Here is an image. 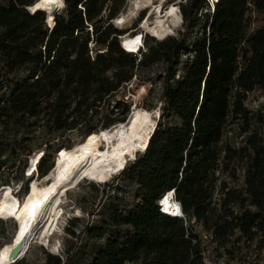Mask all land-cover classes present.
Here are the masks:
<instances>
[{"label": "trees", "instance_id": "obj_1", "mask_svg": "<svg viewBox=\"0 0 264 264\" xmlns=\"http://www.w3.org/2000/svg\"><path fill=\"white\" fill-rule=\"evenodd\" d=\"M36 1L0 0V172L8 162L4 153L15 161L29 156L21 144L38 135L44 148L38 149L43 150L38 160L30 159L36 167L26 174L27 195L35 175L52 170L46 161L56 140L77 130L89 114H104L100 129L89 126L82 141L62 144L55 151L58 160L83 146L95 148L96 140L85 139L145 112L143 100L153 84L138 79L137 72L163 63L161 117L147 148L104 184L116 179L133 184V204L121 210L119 198L111 199L106 217L89 228L91 239H105L91 264H203L192 222L228 255L235 234L247 249L256 243L264 253V115L247 106L251 95L264 97V0H218L214 5L184 0L178 36H144L147 49L143 46L138 55L123 50L120 37L127 32L111 22L119 12L112 4L120 1L121 8L123 0H62L52 25L43 11H29ZM253 12L262 15L263 24L250 32ZM184 53L190 56L177 77ZM24 68L26 76L16 77ZM126 104L123 118L112 120L115 109ZM235 127L237 142L230 136ZM240 172L242 186L237 185ZM115 187L124 193L118 183ZM170 192L175 200L164 214L159 202ZM173 202L185 220L167 215L177 216ZM79 220L72 218L66 227L71 240L63 250L66 259L78 244ZM46 258V264L66 260L49 253Z\"/></svg>", "mask_w": 264, "mask_h": 264}, {"label": "rangeland", "instance_id": "obj_2", "mask_svg": "<svg viewBox=\"0 0 264 264\" xmlns=\"http://www.w3.org/2000/svg\"><path fill=\"white\" fill-rule=\"evenodd\" d=\"M123 1L124 5L121 8L120 1L114 2L112 4L113 8H119V12L117 13L116 17L111 21L112 24L119 30L127 32L126 35L142 32L144 34L143 36H147L148 38L156 37L155 39L159 40L157 39L159 38V36L155 35L151 31H147L146 29V26L150 24V21L154 17L152 9L150 8L141 9L134 17L126 19L125 22L119 23L120 20H116V18L120 16L121 12L127 6L130 0ZM152 1L156 5L157 3H159L160 0ZM182 3H184V0H174L172 2L173 5H177L179 11V5ZM206 12L207 11L204 9L202 15H204ZM58 13L59 12H57L56 15ZM66 14V10L61 13L62 16H66ZM106 17L107 13L103 12L102 20L105 21ZM146 17L148 18L147 24L141 25L140 22L143 19L145 20ZM139 20L140 22L137 25ZM144 20L142 21V23L144 22ZM201 22H204L203 16L201 17ZM262 24V15L257 12H253L250 18V32L258 29L262 26ZM137 29L138 31H136ZM182 29L183 20L181 24H179L173 29V33L169 37H177L178 34L182 31ZM192 38L193 34L189 35V39ZM122 40L123 44L126 45L128 49L132 52L137 51V48L141 45L140 38L138 35L133 37L126 36ZM146 49L147 48L144 46L143 51H145ZM189 56L190 54L184 53L181 57V63L178 67L177 77L182 74L184 64L189 58ZM164 68L165 65L163 63H159L152 65L147 69H140L137 72L138 79L148 80L153 85L151 86V92L148 93V95L143 100V107L146 109V111L142 114L133 115L129 117L128 123L132 126L140 128L142 122L144 121L148 113H153L151 122H155L157 125L161 117V111L159 107L160 97L162 94ZM1 74H3V72L0 69V75ZM15 76L20 79H23L26 76V68L16 72ZM247 106L251 111L261 112L264 115V97H262L260 94L255 93L251 95L248 98ZM127 110L129 111L128 104H126V107L121 106L119 108H116L114 114L111 115L110 118H112V120L123 118L124 113ZM105 111L107 112L108 110L105 108ZM156 113L157 115H155ZM158 115L159 118L157 117ZM155 118L158 119L156 120ZM103 121V113L94 116H91L89 114L86 122H83L82 126H80L77 130L61 134L62 137L56 140L54 148L51 152V156L46 161L47 169H51V167H54L56 155L58 156V154L55 153L56 149H58L62 144H64L65 146H74L75 144L82 141V139L84 138V133L86 132L89 126L95 125L98 130L100 129ZM171 121H173V119H171ZM151 122H149L148 127L152 125ZM237 134L238 130L235 127L234 131L232 132V135H230L233 142H237L239 140L237 138ZM37 136L38 135H36V137L30 136L29 138H26L21 144L22 152H24L25 150H29L31 152V156L23 155L19 158V160L16 159L15 161L14 158L7 156V152L2 155V159L8 158V162L6 163L5 168L2 169V171L0 172V186L3 185L2 188H0V254L8 246L12 245L9 243L18 233L17 224L19 225L23 215L21 206L23 205L26 198L29 196V193L25 195L28 190L29 182V179L27 178L26 174L27 171H29L32 167H36V165H34L35 163L33 161H30V159L36 158L38 160V156L43 153V150L38 149L44 148V146L40 147V143L37 139ZM99 137L100 136L92 135L91 137L86 138L83 143H89L91 139H94L97 142L95 144V148L91 146L88 147L90 149H95V151H101L106 146L100 143ZM66 151L68 150L64 149L60 152V154L62 155ZM138 154L139 153H135L134 156L130 157L128 160L125 159L118 163H102V165H99L94 169L92 180L81 179L77 181L73 186L68 187L64 191V193L58 197L57 200V203L62 208V211L57 219L56 229L54 233L42 242L38 240L37 236H33L29 247L23 253H21L26 254L18 260V262H22L18 264H46V254L48 253L53 256H60L65 258L63 250L71 243L70 237L67 235L66 232V227L69 224L70 220L74 217H80V220L77 222V229L78 232H80V235L78 238V244L76 246V249L73 251L70 259L65 258V264H91L94 253L104 243L105 239H91L89 236H87V231L89 230V228L94 225H99L101 221L106 217L107 205L111 202V199L113 200L115 197L119 198L121 210L132 206L133 204V184L124 183L120 179H116L115 184L111 186H105L104 184L110 182L113 177L121 170L122 165L133 160ZM111 165H113V168H111ZM52 170L48 172V174H45L43 176H39L38 174H36L34 181L30 183L29 191H31L32 187L36 185L37 194H42L47 190V188L52 187L54 181L52 180L53 182H51L50 186L49 181H46L47 175H49ZM239 174L240 176L237 185L242 186L244 182L242 176L243 173L240 172ZM43 180H45L46 182H43ZM116 183L122 186L121 190L124 193H118L117 187H115ZM10 192L13 198L8 196ZM191 224L194 231L200 238V251L202 255L203 264H264V253L257 249L256 243H253L251 247L247 249L244 244V241L240 240V234H235V236L233 237L232 245L229 246V249L232 251V254L228 255L224 251V249L220 248L217 243H215L213 239L209 237L210 234L206 232L200 224L194 222H192ZM12 263L13 260L7 261L5 264Z\"/></svg>", "mask_w": 264, "mask_h": 264}, {"label": "bare ground", "instance_id": "obj_3", "mask_svg": "<svg viewBox=\"0 0 264 264\" xmlns=\"http://www.w3.org/2000/svg\"><path fill=\"white\" fill-rule=\"evenodd\" d=\"M173 1L160 0L155 5L152 0H130L116 20H120L119 23L125 22L126 19L134 17L141 9L150 8L154 17L150 24L146 26V29L159 36V38H164L167 35H172L173 29L182 23L180 11L177 5L172 4ZM212 2L214 5L216 0H212ZM44 3L45 0H39L35 6ZM35 6L31 9H34ZM63 6L64 2L57 0L55 3L48 2L46 6H42L35 11L40 10L48 15L46 20L49 25H52L53 16L57 12H61ZM139 38L140 43H142V37L139 36ZM123 46L128 48L126 45ZM152 116L153 113H148L140 128L128 123H121L106 132H100V143L106 146L101 151L83 146L65 155L61 160L59 159L60 161L56 157L58 161H55V168L46 177L47 180L45 179L49 181V186L53 181L54 184L42 194H37L36 185L29 191V196L22 205L23 215L19 225L17 224L19 226L17 236L14 237L15 241H13L14 238L11 240L10 244L12 245L0 254V264L15 259V257L10 258V253L14 246L20 242L25 243L21 250V253H23L29 247L33 236H37L38 240L42 242L54 233L57 219L62 211L57 200L68 187L73 186L81 179H93L94 169L102 163H118L125 159L128 160L135 153L145 151L156 126L155 122H151ZM149 122L152 123L150 127H148ZM166 196L167 194L163 198Z\"/></svg>", "mask_w": 264, "mask_h": 264}, {"label": "water", "instance_id": "obj_4", "mask_svg": "<svg viewBox=\"0 0 264 264\" xmlns=\"http://www.w3.org/2000/svg\"><path fill=\"white\" fill-rule=\"evenodd\" d=\"M38 1H36L33 5H31L30 7H29V11L31 12V13H35L36 11H32V10H30L31 9V7H34L35 6V4L37 3ZM48 17V15H46V18ZM56 160H57V158H56ZM54 168L55 167H53V170H54ZM174 198H175V196H174ZM18 225H17V229H18ZM17 236V235H16ZM13 241H15V238L13 239ZM24 244L25 243H23V242H20L19 244H17L16 246H14V248L12 249V251H11V253H10V258L11 259H13V257H15V259H17L18 257H19V255H20V253H21V250L23 249V246H24Z\"/></svg>", "mask_w": 264, "mask_h": 264}, {"label": "built area", "instance_id": "obj_5", "mask_svg": "<svg viewBox=\"0 0 264 264\" xmlns=\"http://www.w3.org/2000/svg\"><path fill=\"white\" fill-rule=\"evenodd\" d=\"M210 3H211V5H213L212 0H210ZM89 30H91V28H89ZM140 35H141V37H142V32H140ZM125 36H126V35H124V36H122V37H125ZM122 37H120L121 47L123 48L124 51L128 52V51L124 48V46L122 45V41H121ZM143 46H144V36H143V42L141 43V46L138 48V50H137L136 52H128V53H132V54H134V55H138V54L140 53V51L143 49ZM159 208H160V210L162 211L163 207L161 206V202H159ZM173 217H178V218H182V219L185 220V217H184V215H183V213H182V210H180L178 216H173ZM209 237L211 238L210 235H209Z\"/></svg>", "mask_w": 264, "mask_h": 264}, {"label": "snow or ice", "instance_id": "obj_6", "mask_svg": "<svg viewBox=\"0 0 264 264\" xmlns=\"http://www.w3.org/2000/svg\"><path fill=\"white\" fill-rule=\"evenodd\" d=\"M48 2L55 3V2H57V0H45V3H44V4H37V5L35 6V8L33 9V11H35V10L38 9V8H41L42 6H46ZM169 195H171V194H169ZM161 203H162L163 205H165L164 210H165V211H168V204H169L168 198L165 197V199H164L163 201H161ZM173 214H179V207H178V206L176 207V211H175V213H173Z\"/></svg>", "mask_w": 264, "mask_h": 264}, {"label": "clouds", "instance_id": "obj_7", "mask_svg": "<svg viewBox=\"0 0 264 264\" xmlns=\"http://www.w3.org/2000/svg\"><path fill=\"white\" fill-rule=\"evenodd\" d=\"M30 10L33 11V9H30ZM169 194H171V195H169ZM167 198H168V201L173 200V193H171V192L168 193ZM177 206H178V205H177L176 202H173V203H172V208H173V209H176ZM162 211L167 212V211L164 210V208L162 209ZM173 213H175V211H174ZM173 215H176V214H173Z\"/></svg>", "mask_w": 264, "mask_h": 264}]
</instances>
